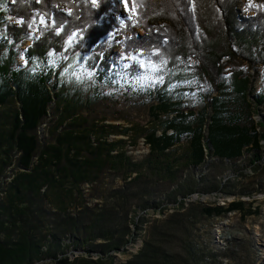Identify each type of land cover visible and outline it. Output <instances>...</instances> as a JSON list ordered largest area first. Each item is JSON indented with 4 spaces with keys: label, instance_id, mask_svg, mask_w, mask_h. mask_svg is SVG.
<instances>
[{
    "label": "trees",
    "instance_id": "16d2710c",
    "mask_svg": "<svg viewBox=\"0 0 264 264\" xmlns=\"http://www.w3.org/2000/svg\"><path fill=\"white\" fill-rule=\"evenodd\" d=\"M122 2L131 15L119 23ZM238 3L0 0V264H254L249 247L195 250L192 232L199 220L257 209L240 199L226 206L185 201L223 188L216 175L194 172L207 156L222 164L244 154L250 164L261 158L264 129L251 107L264 101V80L250 97L243 71L222 74L236 58L252 69L264 64V3L256 0L243 15ZM118 31L119 55L131 60L123 67L101 55ZM64 66L92 74L96 93L68 97ZM189 74L209 84L194 101L198 80ZM100 87L144 97L143 123L119 128L91 116ZM129 131L130 145L143 138L147 154L135 159L125 140L109 139ZM167 203L175 210L161 224L153 219L138 250L117 263L114 252L136 240L147 211L163 212ZM175 240L184 254L169 248ZM76 250L86 253L71 258Z\"/></svg>",
    "mask_w": 264,
    "mask_h": 264
},
{
    "label": "rangeland",
    "instance_id": "374dc122",
    "mask_svg": "<svg viewBox=\"0 0 264 264\" xmlns=\"http://www.w3.org/2000/svg\"><path fill=\"white\" fill-rule=\"evenodd\" d=\"M264 3V0H261ZM256 0H239L236 8L239 10L238 14L243 15L247 6H254ZM249 14H252L251 12ZM131 14H128L125 9L124 2H122L117 20L122 23L125 19H130ZM134 31L138 36L143 35L141 28L133 26ZM36 35V33L34 32ZM125 35H129L126 32ZM113 44L109 45L107 49L102 51L103 59L112 58V64L115 66H126L131 60L122 58L121 44L123 39L121 32H115L113 35ZM31 43V40L24 42L20 46L23 50ZM71 43V41H69ZM142 53V52H140ZM191 63L194 60L190 61ZM20 65L24 64L22 59H18ZM256 69H252L247 62L240 58L233 59L223 66V72L228 75L232 71L240 70L244 72L252 85V92L250 97L256 95L260 90L264 80V64L255 65ZM60 82L64 93L72 99H86L87 97L96 93V85L93 82L92 74L83 70L81 67H60ZM190 73V71H189ZM249 75V76H248ZM189 79L195 82L196 77L189 74ZM154 78L149 77L148 81L151 85H155ZM163 81H161V84ZM197 86L192 88L190 92L191 99H197V90H205L209 84L205 80L199 79L195 82ZM100 96H96L97 100L93 105V112L91 116L101 121L104 120L106 124L118 125L119 128H131L133 124H142L138 119V113L143 110L141 105L144 97H137L136 95L127 92L123 88L100 87ZM214 93V92H213ZM251 118L255 124L261 125L264 129V101L262 104L251 107ZM163 118V115L161 116ZM134 133L129 131L127 135H110L109 139L117 140L122 138L126 141L125 149L127 153L135 159L147 154L149 147L144 143L143 138H138L136 144L130 145V139ZM262 143V153L259 161H254L250 164L248 156L244 154L241 159L235 163H225L215 160L214 158L206 157V167L201 166L194 169L195 173L208 174L210 176L216 175V179L223 185L222 190H216L209 193H193L185 198L187 204L189 203H202L205 205H223L226 206L229 202L235 199H240L246 202L247 207L250 206L257 209L258 213L243 217L239 212H228L225 216L214 217L209 219L199 220L196 223V229L193 230V247L195 250H211L223 252L226 248L232 247L235 251L249 247L250 257L254 264H264V140ZM109 178V177H108ZM119 184V182H118ZM201 187V184L200 186ZM230 191L231 194H226ZM176 206L173 203H167L163 212H156L149 209L146 213L148 221L143 224L142 231L136 236V240L128 243L125 250L114 252L115 260L117 263L122 262L135 253L140 247L143 239L147 236L149 225L155 219V223H163L168 215L175 210ZM170 249L173 251L184 254L186 246L182 241H174L170 243ZM86 253L82 250H76L70 254L73 258L78 254ZM244 253L241 252L237 258H241ZM95 257V256H94ZM220 264H236L235 259L229 260L228 258H221L218 260Z\"/></svg>",
    "mask_w": 264,
    "mask_h": 264
}]
</instances>
